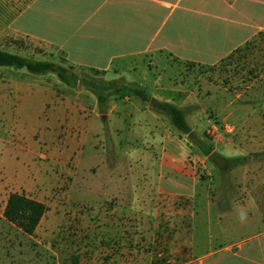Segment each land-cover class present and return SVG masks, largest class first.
<instances>
[{
	"label": "rangeland",
	"instance_id": "1",
	"mask_svg": "<svg viewBox=\"0 0 264 264\" xmlns=\"http://www.w3.org/2000/svg\"><path fill=\"white\" fill-rule=\"evenodd\" d=\"M0 49L69 66L53 47L5 32L2 18ZM139 69L100 78L139 84L144 71ZM22 72L38 91L0 98V264H171L178 260L179 234L192 225L207 233L212 216L206 204L217 209L225 193L230 206L243 203L244 171L257 173L253 163L264 168L260 159L248 168L221 171L204 152L213 148L227 158L220 145L234 137L242 143L245 135L258 140L255 148L245 147L248 151L264 150L260 120L253 119L247 133L245 115L233 114L234 107L264 104V37L214 67L187 63L151 74L153 80L161 75L163 95L177 104L183 98L168 91L177 88L174 78L188 87L192 136L179 132L166 116L155 120L144 114L137 98L111 97L102 113L89 91L70 89L53 74ZM9 73L18 72L0 68V79ZM144 120L148 123L141 126ZM14 193L48 208L33 236L4 217ZM120 203L123 209L116 210ZM111 218H118L123 236L106 243L101 229L115 228Z\"/></svg>",
	"mask_w": 264,
	"mask_h": 264
},
{
	"label": "crops",
	"instance_id": "2",
	"mask_svg": "<svg viewBox=\"0 0 264 264\" xmlns=\"http://www.w3.org/2000/svg\"><path fill=\"white\" fill-rule=\"evenodd\" d=\"M0 18L5 32L53 47L69 66L112 76L125 71L136 74L143 67L139 84L149 96L181 108H186L190 92L186 84L174 78L177 88L168 89L172 97L183 98L184 103L177 104L163 95L167 90L159 81L161 75L153 80L151 74L187 63L214 67L264 37V0H2ZM17 72L0 79V98H22L28 91H38L32 77ZM142 104L144 114L155 120L164 118L159 110L150 111ZM233 110V114L245 115L242 127L247 133L253 130V119H259L264 139V104ZM147 123L139 122L141 126ZM239 140L228 138L232 143L220 145L229 153L227 159L264 151L245 148L257 146L255 136L245 135L243 144ZM253 164L257 173L245 170L242 175L245 201L228 203L225 211L206 204L212 216L207 233L199 234L192 225L190 231L179 234L178 260L171 264H264V168ZM122 207L120 203L115 209ZM111 221L114 229L107 224L101 229L100 240L106 243L123 236L118 218Z\"/></svg>",
	"mask_w": 264,
	"mask_h": 264
},
{
	"label": "trees",
	"instance_id": "3",
	"mask_svg": "<svg viewBox=\"0 0 264 264\" xmlns=\"http://www.w3.org/2000/svg\"><path fill=\"white\" fill-rule=\"evenodd\" d=\"M0 68H9L16 71H24L33 75L45 76L49 74L55 75L65 86L73 90H86L92 93L98 101L99 109L102 113L105 111L107 102L111 97L120 100L137 98L144 103H150L152 99L145 87L138 83H128L125 80H106L100 78L104 72L94 69L76 68L73 66H65L53 61L33 60L21 55L13 54L0 49ZM171 122L172 126L183 134L190 135L191 127L187 121L189 109L178 107L172 103H162L159 110ZM205 155L210 156L214 149L204 150ZM264 160V151L249 156H241L230 158L229 172L232 170L246 166L256 160ZM223 178L225 174L222 172ZM230 184V178L223 180V186ZM228 187V186H227ZM226 191V186H224ZM228 196L223 195L220 203H217L219 211L228 209ZM48 211L47 206L35 199L27 197L23 194L14 193L8 198L4 211L5 219L12 225L16 226L23 233L33 236L41 221Z\"/></svg>",
	"mask_w": 264,
	"mask_h": 264
},
{
	"label": "water",
	"instance_id": "4",
	"mask_svg": "<svg viewBox=\"0 0 264 264\" xmlns=\"http://www.w3.org/2000/svg\"><path fill=\"white\" fill-rule=\"evenodd\" d=\"M150 106L156 110H160L162 108V103L158 100L152 98L150 100ZM106 119V116H103ZM192 136V134H190ZM209 159L216 165V167L221 171H229V160L218 152L214 151L210 156Z\"/></svg>",
	"mask_w": 264,
	"mask_h": 264
}]
</instances>
